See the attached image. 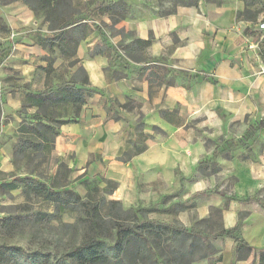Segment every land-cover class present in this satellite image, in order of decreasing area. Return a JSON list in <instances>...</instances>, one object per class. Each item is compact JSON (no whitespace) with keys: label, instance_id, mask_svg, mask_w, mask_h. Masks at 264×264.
<instances>
[{"label":"crops","instance_id":"obj_1","mask_svg":"<svg viewBox=\"0 0 264 264\" xmlns=\"http://www.w3.org/2000/svg\"><path fill=\"white\" fill-rule=\"evenodd\" d=\"M128 2L125 20H101L114 32L109 48L124 37L141 59H127L133 66L117 81L108 77L99 34L93 30L78 44V65L97 93L74 122L58 127L49 153L73 173L117 184L114 195L124 209L159 198L177 205L171 220H159L157 212L151 220L176 222L208 238L237 227L243 245L228 236L209 238L213 252L191 264H264V128L256 129L264 121V41L254 47L264 16L260 3L197 0L154 15L145 0ZM95 47L98 55L88 57ZM23 48L28 60L12 64L26 89L2 96L7 110L20 109L27 92L44 89L42 48ZM111 99L131 109L114 112L112 120L104 109ZM136 124L145 125L142 133L134 132ZM141 141L148 143L138 149ZM11 161L1 146L0 174L13 171ZM9 194H20L18 186Z\"/></svg>","mask_w":264,"mask_h":264},{"label":"rangeland","instance_id":"obj_2","mask_svg":"<svg viewBox=\"0 0 264 264\" xmlns=\"http://www.w3.org/2000/svg\"><path fill=\"white\" fill-rule=\"evenodd\" d=\"M41 1L51 4L55 2V0ZM102 1L104 0H68V7H71L73 11L72 17L82 16L83 14L88 16V22L94 26V33L99 34L103 39L104 46L102 51H104L108 59V77L119 81L127 78L128 72L133 66L127 59H141V56L137 54L138 51L132 49L130 44H126L127 40L124 37L120 45L112 46V48L108 47L109 35L114 32L108 29L101 20L103 16L108 17L99 8ZM120 1L128 7V10L130 9L128 0ZM257 1L260 3V16H262L264 14V0ZM179 3L180 0H145L144 7L154 15H167ZM64 9L66 11V8ZM36 10L35 15L19 0H0V127L5 125V123L9 124L7 126L9 127L8 132L1 133L0 147L6 148L8 154L12 156L11 162L13 165L11 173L0 174V180L2 179L0 183V246L18 247L28 255L45 256L46 262L44 264H62V261L66 259L65 253L67 250L77 245L81 241L80 238L83 234L82 225L78 224L76 229L72 230L64 227L63 224H72L75 218L83 217V212L80 209H77L74 213L69 212L67 209L64 212H58L54 204L42 203L28 194V192L25 193L26 185H28L29 181L27 179L31 178L34 181L46 182L57 189L61 185H65L68 190L74 191L84 199V203L98 204L99 201L107 203L108 201H116L117 196L114 195L116 189L110 195L105 192L108 187L101 177L89 178L88 176L76 174V172L73 173V170L67 167V164L60 157L57 158L51 153L47 152L46 155H42L28 150L25 152L26 155L30 154L28 158H25V154H16L20 144L17 132L19 124L24 117V114H22L24 111L21 108L18 110L5 109L6 104L2 96L8 92L13 93L14 90H17L18 93H23V90L26 89V84L22 80L20 71L14 68L12 64L14 61L22 62L28 60L22 55V52L25 51L23 47L35 44L41 47L44 52L43 55L38 57L41 65L44 66L39 69V82H43L44 85L42 90L49 88L54 92L57 84L74 85L75 88L84 86L90 90H95L85 80V75L80 71L81 66L78 65L79 61L76 59V53L66 57L58 52L56 48H49L46 37L51 34L52 21L57 19V17L52 14L51 20L46 22L45 11L40 8ZM73 38L75 37L73 36ZM42 43H45L44 48L40 45ZM89 53L88 57H90ZM48 63L51 66H47ZM157 72L160 73L159 71ZM155 80L159 81V76H156ZM21 98L24 101L25 98ZM48 104L46 102V105ZM55 109L54 106L48 108V110L57 111ZM104 109H106L111 119L114 120L116 118L114 112L120 110L129 111L131 103H122L117 99H111L104 103ZM60 112L71 115L73 110L70 107H65ZM32 113L26 111V115ZM144 129V124H136L134 132L142 133ZM151 131L158 133L155 128ZM146 143L148 141H141L138 144V149L144 148ZM7 181L17 183L20 194L16 197L10 195L9 190L4 185ZM170 202L174 203L175 200ZM160 204H164V206L161 208ZM136 207L142 210L144 219H148L153 213L157 212L156 218L158 217L159 220L164 219L166 215L168 216L167 219L171 220L178 209L175 203L169 205L168 201L162 202L160 198L150 201L148 204H134L129 209ZM34 213H42L46 216L43 220H21V217H28ZM103 213H106V209L103 210ZM18 216L19 218H16ZM4 218H12L14 223L10 226H3L2 220ZM15 218L20 219L18 220L19 222L15 223ZM66 262L75 264L68 259H66ZM0 264H22L21 257L17 255V257L3 258Z\"/></svg>","mask_w":264,"mask_h":264},{"label":"trees","instance_id":"obj_3","mask_svg":"<svg viewBox=\"0 0 264 264\" xmlns=\"http://www.w3.org/2000/svg\"><path fill=\"white\" fill-rule=\"evenodd\" d=\"M19 1L35 15L37 8L44 10L46 22L51 20L52 14L57 17L52 21L51 34L46 37V42L49 43L50 49L56 48L66 57L74 55L78 44L94 30L86 14L72 17L73 11L71 7H68V0H55L53 4L41 0ZM196 2L197 0H180L178 5L194 6ZM99 8L109 16L112 25L125 20L129 11L122 1L113 0L102 1ZM40 45L44 48L45 43ZM96 48L91 50L90 57L98 55L100 51H96ZM47 66L51 65L48 63ZM80 71L85 75L82 67ZM85 80L88 81L86 75ZM96 92L84 86L75 88L74 85L65 84H57L54 92L49 88L37 93L27 92L21 103L24 117L17 132L20 144L16 154L24 155L28 150L42 155L49 153L57 136L58 127L74 122L82 106ZM46 102L49 104L46 105ZM51 106H54L57 111L48 110ZM32 107L35 108V112L26 115L25 110ZM65 107L72 108L71 115L60 112ZM64 118L67 119L64 120ZM262 128H264L263 120L256 124L257 130ZM29 155L25 154V158ZM27 180L29 181L26 190L24 189L25 193L28 192L42 203L54 204L58 212H64L65 209L73 213L77 209L82 210L83 217L75 218L72 224H63L64 227L72 230L76 229L78 224L83 227L81 241L65 253V258L75 264H191L213 252L209 238L215 240L220 236H228L234 238L237 247L243 245L239 237L235 235L237 227L230 231L219 230L208 234L210 235L208 238L193 230L188 231L176 222L165 223L149 218L144 219L141 209L137 207L123 209L118 200L107 203L99 201L98 204L84 203V199L74 191L68 190L65 185L57 189L46 182L34 181L31 178ZM103 181L108 187L105 192L108 195L112 194L117 184ZM4 185L9 191L18 186L13 182L4 183ZM45 216L42 213H34L28 217H21V220H43ZM16 218L15 223L20 220ZM13 223L12 218L2 220L3 226H10ZM17 255L21 257L22 264L46 262L45 256L28 255L18 247L0 246V262L3 258L17 257ZM66 259L62 261V264H71L66 262Z\"/></svg>","mask_w":264,"mask_h":264},{"label":"built area","instance_id":"obj_4","mask_svg":"<svg viewBox=\"0 0 264 264\" xmlns=\"http://www.w3.org/2000/svg\"><path fill=\"white\" fill-rule=\"evenodd\" d=\"M256 32H258V37H257L256 44L254 45L255 48H257L258 44L264 41V16L258 23Z\"/></svg>","mask_w":264,"mask_h":264}]
</instances>
